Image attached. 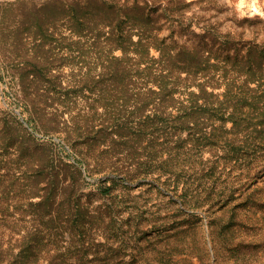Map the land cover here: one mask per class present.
Masks as SVG:
<instances>
[{
  "label": "rangeland",
  "instance_id": "374dc122",
  "mask_svg": "<svg viewBox=\"0 0 264 264\" xmlns=\"http://www.w3.org/2000/svg\"><path fill=\"white\" fill-rule=\"evenodd\" d=\"M40 1L0 0V173L6 164L13 165L16 177L21 172L39 175L40 180L51 175L65 184L75 177L70 203L63 209L80 211L76 230L86 233L82 246L79 232L69 240L70 229H52L46 222L43 234H52L53 240L45 238L39 255L15 257L18 247L12 248L7 254L9 263L110 264L101 260L98 245L109 244L102 231L106 227L108 232L107 222L112 220L115 236L110 241L119 250L116 264H264V155L239 166L222 158L219 147L212 156L207 146L190 149L189 144L163 165L165 173L161 168L128 175L127 165L115 157V168L105 165L108 157L98 147V119L89 121L86 115L98 110V95L77 84L79 65L65 61L59 71L55 69L57 73L49 72L41 80L22 66L23 60L32 59L33 51L41 52L33 38ZM166 1L160 2L164 5ZM250 4L251 0L243 7L239 0H195L181 12L169 13L170 21L163 24L160 34L166 43L190 48L203 44L199 34L204 27L224 34L236 26L243 46L259 43L264 40V17L249 15ZM255 7L264 12V0H257ZM24 25L27 28L22 30ZM49 46L46 41L44 48ZM47 77L55 79L54 88L66 87L73 94L64 98L52 90L51 95L46 89ZM70 114L74 117L66 120ZM46 124L54 125L44 127ZM68 124L71 132L79 131L76 141L66 136ZM207 192L210 197L206 200ZM26 193L24 189L19 193L23 202ZM39 198H31L33 204L24 206L27 218L31 209L39 208L35 204ZM8 200L17 199L10 194ZM10 212L15 213L14 205ZM27 224L18 222L12 230L11 225H0L4 243L0 249L9 239L14 240L18 227ZM67 249L69 252L56 253ZM82 249L84 261L76 263Z\"/></svg>",
  "mask_w": 264,
  "mask_h": 264
},
{
  "label": "trees",
  "instance_id": "16d2710c",
  "mask_svg": "<svg viewBox=\"0 0 264 264\" xmlns=\"http://www.w3.org/2000/svg\"><path fill=\"white\" fill-rule=\"evenodd\" d=\"M97 1L38 2L33 38L41 52L33 51L32 59L23 60L22 66L41 80L49 72L57 73L55 69L59 71L65 61L79 65L77 84L98 95V110L86 115L89 121L98 119V147L108 157L105 165L115 168L121 159L128 175L153 173L189 144L190 149L207 146L212 156L219 147L222 158L239 166L264 155V40L245 47L236 26L224 34L204 27L200 46L169 44L160 34L163 24L170 21L169 13L181 12L195 0H167L164 5L161 0ZM24 26L22 30L27 28ZM46 41L50 46L44 48ZM45 82L51 95L68 98L73 94L66 87L54 88L52 77ZM70 117L74 116L70 114L66 120ZM65 128L66 136L76 141L79 131L71 132V124ZM12 166L5 164L0 173V225L13 223L12 230L18 222L29 224L18 227L14 240L9 239L0 249V263L6 260L8 264L12 248L18 247L15 257L39 255L45 238L53 240L52 234H43L46 222L52 229H70L72 240L82 218L78 209H63L70 203L75 177L67 184L51 175L40 180L39 175L21 172L16 177ZM42 181L45 184L40 186ZM21 189L27 190L25 202L19 198ZM10 194L17 199L13 203L8 200ZM38 195L35 204L39 208L30 210L33 216L27 211L31 215L27 218L24 210ZM10 205L15 213L10 212ZM112 222H107L108 232L106 227L102 231L109 244L98 245V253L102 252L101 260L116 264L119 250L110 241L115 236ZM85 233L79 232L82 246ZM0 244H4L1 232ZM82 250L76 263L84 261L86 252Z\"/></svg>",
  "mask_w": 264,
  "mask_h": 264
},
{
  "label": "clouds",
  "instance_id": "9594fccd",
  "mask_svg": "<svg viewBox=\"0 0 264 264\" xmlns=\"http://www.w3.org/2000/svg\"><path fill=\"white\" fill-rule=\"evenodd\" d=\"M245 2L246 0H239V6L243 7ZM256 3H257V0H251V4L249 5V7H251L252 11L251 13H249V15L258 13L259 15L264 17V12H260L259 9L255 7Z\"/></svg>",
  "mask_w": 264,
  "mask_h": 264
}]
</instances>
